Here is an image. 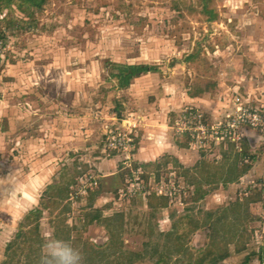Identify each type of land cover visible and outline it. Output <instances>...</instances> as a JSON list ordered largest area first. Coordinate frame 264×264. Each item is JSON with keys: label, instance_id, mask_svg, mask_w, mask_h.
Listing matches in <instances>:
<instances>
[{"label": "rangeland", "instance_id": "1", "mask_svg": "<svg viewBox=\"0 0 264 264\" xmlns=\"http://www.w3.org/2000/svg\"><path fill=\"white\" fill-rule=\"evenodd\" d=\"M120 1L49 0L42 11H35L36 21H28L18 37L11 35L13 20L5 15L6 11L0 15L4 23L2 28L8 32L5 41L0 42V264L5 260L8 243L15 242L19 231L27 230L24 225L30 224L27 223L30 218L35 219L33 224L37 226L34 239L22 245L13 264L38 262L44 238L50 233L61 239V236L65 238V232L72 231L69 235L72 243L83 238L87 226L84 214L90 210L87 208V195L84 197L81 194V187L89 180L97 187L100 180V176L96 175L98 173L87 167L86 158L78 162L80 175L67 200L52 197L50 206L46 208L41 202L46 187L59 181L61 169L65 166L73 170V159L79 152L77 146H80L76 145V139L80 138L77 132L83 122L91 126L110 118L108 111L99 109L95 101H99L97 93L104 85H115L108 78L114 68L109 63L110 59H102V62L93 59L98 53H109L111 59L123 62L169 68L171 81V71L176 67L175 58L184 64L183 70L193 74H211L215 80L209 88V92H213L210 96L216 99V103L220 101V105L216 104L214 110L184 105L180 108L179 117L185 107H192L203 115V121L208 124L226 123L224 129H234L239 134L234 137L241 136L238 146H235L237 152L243 153L239 163L249 162L251 165L247 173L227 184L229 187L220 184L217 189L207 191L206 200L203 197L195 203L190 201L194 186L187 187L184 176L179 174L186 167L179 165L174 170L167 165L158 175L143 182L144 194H136L129 201L132 204L139 202L138 205L133 204L131 214L143 212L140 208L144 206L147 194L155 191L166 198L168 214L173 210L177 213L186 211L202 220L205 210L214 212L228 208L237 197L249 195L252 186L264 178V168H261L264 166V0H214L212 7L217 18L210 21H204L198 15L187 16L184 12L190 31L180 35L176 32L178 27L184 28V22L174 9L173 0H122L123 6ZM127 4L126 12L122 8ZM15 16L28 18L26 13L17 10ZM181 36H184L182 47L176 44ZM211 38L216 43L231 45L210 53L211 44L203 45ZM196 42V58L202 63L184 62L183 58L190 54ZM161 75L159 73L158 76ZM122 94L126 92L119 93ZM240 109L247 112L244 111L245 115L239 117V124L235 125L233 116L237 118ZM131 112L130 107L119 109L118 116L113 118L116 126L110 127L116 132L122 127V122L130 127L136 126L128 151L113 152L121 161L126 157L134 160L137 144L135 130L143 124V120ZM253 113L260 118L258 123L261 124L242 121L247 119V114L251 116ZM226 116H230L227 120H234L233 125H227ZM110 128L105 131L99 145L103 155L109 153L104 140L110 135ZM173 128L171 124L173 136L180 138V142L186 143L188 149L198 154L197 161L202 158L221 161V150L226 149L228 141L217 142L213 138L216 135L208 133L203 143L198 144L187 134L176 135ZM250 134L259 138L253 149L246 147L245 137ZM69 152L74 155L68 156ZM193 166L194 163L189 168ZM126 179L127 175L116 192L124 187ZM220 190L223 194L227 192L222 205H218L215 198ZM119 199L124 202L121 197ZM124 203L118 207H124L122 213L127 214V202ZM248 213L251 217L263 219L248 222L253 237L246 252L252 249L256 254H264V209L260 203H254L249 205ZM168 219L156 224L160 225L163 239L171 246ZM125 226L122 239L127 240L126 245L133 251H141L144 239L130 224ZM36 255L39 257L34 259Z\"/></svg>", "mask_w": 264, "mask_h": 264}, {"label": "trees", "instance_id": "2", "mask_svg": "<svg viewBox=\"0 0 264 264\" xmlns=\"http://www.w3.org/2000/svg\"><path fill=\"white\" fill-rule=\"evenodd\" d=\"M173 1L174 9L178 12V17L184 22V28L182 26L178 27L176 35L190 31V26L189 23L186 22L184 12L187 16L198 15L204 21L217 18V13L212 7L214 5V0ZM48 3L49 0H0V15L3 11H6L5 15L13 20V32L11 35L16 34L18 37L26 28L24 25L28 24V21L33 22L34 19L36 21L35 11H42ZM120 5H124L122 0L120 1ZM128 6L127 4L122 10L127 12ZM15 10L20 13H26L28 18L23 19L22 17H16ZM2 24L4 23L2 18H0V42L5 41L8 33H6L5 29L3 30ZM197 49L198 43L196 42L193 50L184 57V60L190 63H202V60L197 61L196 59ZM147 67L148 66H135L132 67V69L140 71ZM129 76L123 74L117 75L118 84H126ZM201 79L200 75H198L193 83V87L196 88L198 92L203 93L205 91L204 89L210 88V83H208V81L207 83H202ZM235 149L234 143L228 142L226 149L221 150L220 162L202 158L194 164L193 167L182 169V171L179 172V174L184 176L187 187L194 186L193 192L190 195L191 202L195 203L203 199L207 191L217 189L220 184L225 186L235 182L239 176L249 171L251 168L250 163H239V159H241L243 153L237 152ZM170 161L173 168L177 170L179 164L175 160H170V158H166V161L164 160V166ZM77 166L78 165L74 163L72 171L64 166L61 172H59V181L51 183L46 187L42 193L43 201L41 205L43 207L46 208L50 206L52 197H58L61 201L67 200L70 197L72 188L76 186L80 175V170ZM136 167L137 166L133 163V168ZM120 170L118 176L122 182L124 176L129 174V171L125 169ZM140 176L145 181L147 180V177L142 173ZM100 183L99 181L98 186L87 193V208H89L90 212L85 213L84 216L87 224L92 223V221L98 218H103V222L109 224L108 231L111 235V248L108 252L99 254L97 250H94L93 245L89 244L87 241L84 242L83 246L79 247V244L82 243L81 239L74 240L73 245L76 246L78 244V247L85 254L87 264L88 261L92 263L94 258L106 259L107 261L109 259L111 264H128L129 262L140 260L142 257L148 258L152 261V264H209L218 258L226 257L230 246H233L236 253L245 251L253 237V230L248 229V222L251 220L261 221L263 219L258 216L251 217L248 213L250 204L260 203L264 209V194L256 190H252L247 196L237 197L226 209H217L214 212L205 210L202 220L196 219L186 211L177 213L173 210L168 214L170 218V233L172 244L179 255L178 258L173 260L171 257L172 251L163 239V233L158 231L156 229V224L151 222V218L155 216L159 209L166 207L167 200L164 196L150 193L146 197L148 205L147 211L134 215L131 214V212L127 214L128 221H126V223L130 224L131 228H134L136 233L144 239L141 243L142 249L137 252L125 250L122 245V233L125 231L123 215L120 214L118 217H114V215L101 217V210L93 207L96 197L101 192ZM114 192L115 196L117 195L116 197H118L116 189H114ZM27 223L30 224L24 225L27 227V230H25L26 232L19 231L16 235L15 242L12 241L8 243L3 264H13L15 260L17 261L15 256L18 254V250L23 244H28L29 240L34 239V230L37 229V226L33 224L35 223V219L30 218L27 220ZM206 228H208V233L205 247L202 249L190 248V237L196 231ZM61 239L67 240L64 237L62 238V236ZM30 250L33 252L32 249ZM38 257L39 256L36 255L34 259ZM31 262H27V264L38 263ZM23 264H25V262Z\"/></svg>", "mask_w": 264, "mask_h": 264}, {"label": "crops", "instance_id": "3", "mask_svg": "<svg viewBox=\"0 0 264 264\" xmlns=\"http://www.w3.org/2000/svg\"><path fill=\"white\" fill-rule=\"evenodd\" d=\"M183 40L184 36H181L177 40L176 44L182 47L183 44L181 43L184 42ZM207 44H211L210 47L208 46L210 53H213L216 50H224L229 45H231L226 43H216L214 40H212V38L210 42H204L203 46L206 47ZM107 55H100V53H98L93 56V59H98L100 60L99 62H102V59H110L109 63L113 66L114 71H111L110 69L111 72L109 73L110 75H108V78H111V81L114 82L115 85L112 87L104 85L103 88H101V90H99L97 93V96L100 97L99 101L95 102H97L96 104L98 105V108L100 107L99 109L108 111L110 118L109 120L92 124L91 126L89 123L83 122V126H80V131L77 132V135L80 136V138L76 139V141H78L76 145L80 146H77L79 152L74 149V151L78 153L75 154L76 157H74L73 162L78 165L80 159H87L89 163V166L87 167L94 169V172L98 173L96 175L100 176V180L98 181L101 182V192L96 197L93 207L102 211L101 217L108 215H114V217H118L120 214L123 215L125 228V225H127L126 221H128V212L131 211L130 209L134 205H138L139 202L135 201V203H133L134 205L132 202L126 203L127 205L125 206L127 207V214L122 213V209L125 208H119L118 206L122 203L125 204V201L121 203V200L115 196L114 192V189H118L122 183L118 176L121 171L120 169L123 168L121 166V159L118 157V155H116V153L103 155L99 151V145L107 128H114L116 126V122L113 121V118L118 116V110L122 109V107H130L133 112H131V114H134L135 116L137 115V117L143 120V124L137 128V130H135L137 144L135 145L133 154V163L139 167L141 173L146 176L147 179H150L151 176L158 175L159 171H161V169L165 168L167 165L172 166L171 161L167 162L164 166L163 162L164 160L166 161V158L175 160L180 166L186 168H189L192 163L196 164L198 162V154H195L194 151L188 149L186 143L180 142V138H175L170 129L171 124L174 125L177 121L176 119L179 117L180 108L184 105H189L194 108L201 107L202 109L214 110L216 104L220 105V101L216 103V99L211 98L210 95H212L213 92H209V89H204L205 91L200 93L196 88L193 87V83L198 75H200L202 78V83H207L208 81L210 85H213L212 82L215 79L211 76V74L208 75L201 72L193 74L189 71H186V69L183 70L184 64L180 63L177 58H175V60L171 58L173 62L176 63L174 64L176 67L173 71H171L173 78V81H171L169 68L161 69L145 63L123 62L121 60L111 59L112 57ZM184 62L186 61L184 60ZM135 66L148 67L144 70L137 71L132 69V67ZM159 73L162 74L161 77L158 76ZM120 74L125 76L130 75L127 78L126 84H118L117 75ZM120 92H126V94L119 95ZM102 97H104V99H101ZM117 97L121 98L117 100ZM245 142L247 143L246 147H248V149H253L255 146H257L259 138H255V136L250 134L245 137ZM72 153L73 152H69L67 155H74ZM261 168L263 169L264 166H261ZM107 182L110 184L107 185ZM227 186L229 187V185ZM207 193L208 192H206L204 195L205 200ZM225 194L227 195V192H225ZM225 194H223V192L220 190L215 198H217V201L218 199L220 201H224L227 198V196H224ZM217 204L222 205V203ZM141 207L142 208L140 209H142L143 212L147 211V202L145 201L144 206ZM167 208L168 206L159 209L155 216L151 218V222L153 223V221H155L154 224H156L160 221H168ZM125 216H127V219ZM108 225L109 224L106 222H103V218H98L92 221V223L87 224L83 233V238L78 239L84 241L86 238L87 242L93 245L94 250H97L99 254L106 253L111 248V235L108 231ZM158 226L160 225L156 224V229L162 232L161 229L159 230ZM70 233H72V231L64 233L67 240H71L72 238L69 236ZM207 233L208 230L196 231L191 237L189 243L190 248H204L207 243ZM86 240L84 242H86ZM122 240L124 249L133 251L129 245H126L127 240ZM172 246L173 245H169V248L174 253L172 259L175 260L179 255L176 252L174 246L173 248ZM76 247H78V244ZM247 249L242 251V253H236L233 247L230 246L228 249V255L226 257L218 258L209 264H264V254H262V252L256 254L252 249L246 252ZM258 251H260V249ZM83 255L85 262V254L83 253ZM88 264L111 263L109 259L107 261L106 259L94 258L92 263L88 261ZM128 264H152V261L146 257H142V259L129 262Z\"/></svg>", "mask_w": 264, "mask_h": 264}, {"label": "built area", "instance_id": "4", "mask_svg": "<svg viewBox=\"0 0 264 264\" xmlns=\"http://www.w3.org/2000/svg\"><path fill=\"white\" fill-rule=\"evenodd\" d=\"M244 111L247 112V110L240 109L239 115L237 116V118L233 116V119L236 120L235 125L239 124V119H240L239 117H242L245 115ZM246 116H247V119L246 120L242 119V121H247L248 123L252 122L253 125L261 124V123H258V121L255 119L256 117H258L255 113H253V115L251 116L249 114H247ZM229 118L230 116H226L225 120ZM233 119L227 120L226 121L227 125H233L234 124ZM225 125L226 123L222 124V121H219L215 124H212V123L208 124V122L203 121V115L200 112L194 110L192 107H185L181 111L180 117L175 122L173 129H175L176 135L187 134V136L192 141H196L198 144H202L203 140L206 139L209 133L212 135L213 134L216 135L215 137H213L215 141L232 142V143H235V146L237 147L238 146L237 142L241 140L240 139L241 136L234 137L235 135H239V134L235 133L234 129H231V130L224 129ZM135 128L136 126L130 127L122 122V127L118 131L116 132L112 130L109 131L110 135L106 136L104 140L106 151L109 153H113L115 151L119 152L123 150L128 151L129 147H131L132 142L134 140L133 135H134ZM213 130H215V133L213 132ZM222 130L224 131L222 132ZM218 131H219V134H218ZM195 133H199V135H196ZM121 164L123 167L122 169L128 170L129 174H127L128 179L125 180L124 187L120 191H118L117 194L121 197L122 200L129 203L132 197L135 196L136 194H144L142 192H144L145 189L142 185H143V182L145 183L146 181L140 176L141 171L137 167L133 168V161L131 160V158L126 157V159H123L121 161ZM96 185L97 184L95 182H92V180H89L88 182L84 184V186L81 187L82 189L81 194H83L85 197L87 195L86 193H88L89 191H92V189L94 190L95 189L94 187H96ZM252 187H253L252 190H256L257 192H260V193L264 192V178L257 181L256 184H254V186ZM154 193L156 195L162 196L160 192L157 193L154 191Z\"/></svg>", "mask_w": 264, "mask_h": 264}, {"label": "clouds", "instance_id": "5", "mask_svg": "<svg viewBox=\"0 0 264 264\" xmlns=\"http://www.w3.org/2000/svg\"><path fill=\"white\" fill-rule=\"evenodd\" d=\"M255 119L259 121V117ZM222 202L218 199V203ZM38 264H84V255L71 241L57 238L54 233H50L44 238Z\"/></svg>", "mask_w": 264, "mask_h": 264}]
</instances>
